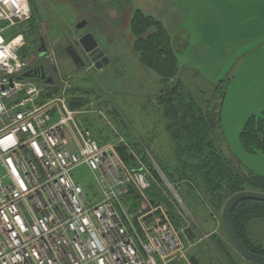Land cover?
<instances>
[{"label": "rangeland", "instance_id": "1", "mask_svg": "<svg viewBox=\"0 0 264 264\" xmlns=\"http://www.w3.org/2000/svg\"><path fill=\"white\" fill-rule=\"evenodd\" d=\"M32 2L36 33L30 34L28 41L25 39L30 50L24 47L19 53L32 58V39L45 37L59 67L55 82L64 79L71 89L88 92L79 95L89 101L84 105L89 110L84 117L85 125L92 123L97 133L103 130L104 135L110 136L108 141L119 142L116 134L119 132L128 143L139 142L150 151L159 169L155 158L170 163L171 171L177 165L174 144L166 131L167 120L156 102L163 88L161 78L140 62L133 48L135 37L130 24L139 10L156 18L169 32L179 59V77L197 102L205 108H221L220 127L213 137L221 153L238 172L264 175V154L247 151L240 140L248 118L264 114V0ZM84 19L87 26L77 30L76 25ZM88 31L93 33L109 62L96 67L81 49L86 64L79 69L60 52L67 43L75 42ZM114 109L120 120L112 116ZM108 121L113 126H108ZM73 175L87 192L96 188L94 174L86 164L76 166ZM164 187L166 197L181 218L182 225L177 228L183 230L191 264V257L202 264H257L233 246L223 227L222 211L213 209L207 196L200 192L192 202L180 193L172 195ZM248 230L255 241L264 245V217L252 219ZM219 239L225 245V253L218 247Z\"/></svg>", "mask_w": 264, "mask_h": 264}, {"label": "built area", "instance_id": "2", "mask_svg": "<svg viewBox=\"0 0 264 264\" xmlns=\"http://www.w3.org/2000/svg\"><path fill=\"white\" fill-rule=\"evenodd\" d=\"M31 16L30 0H0V264H191L183 230L148 194L157 179L141 155L119 132V142L97 140L83 123L88 106L69 103L68 81L23 77L33 58L19 55V27ZM80 164L94 174L92 193L73 175Z\"/></svg>", "mask_w": 264, "mask_h": 264}, {"label": "trees", "instance_id": "3", "mask_svg": "<svg viewBox=\"0 0 264 264\" xmlns=\"http://www.w3.org/2000/svg\"><path fill=\"white\" fill-rule=\"evenodd\" d=\"M31 9V18L19 27L27 41L30 34L36 33L34 31L36 27L32 24V18L35 16L33 2ZM27 22L30 23L29 27L26 26ZM130 29L135 37L133 48L139 54L140 62L156 72L163 84L156 102L167 120L166 131L174 144L177 165L171 171L170 163H161L157 158L155 159L167 179L173 184L179 186L181 184L179 193L184 199L195 202L201 192L207 196L209 205L218 212L222 211L225 202L234 193L243 190L264 192V175L252 171L249 174L238 172L218 149L213 137L220 127L221 108L211 109L209 106L205 108L187 89L179 77V59L172 45L171 36L163 24L156 18L137 10L131 20ZM32 40L35 42V39ZM24 47L30 50L27 42L19 52ZM19 55L27 58L22 53ZM83 93L88 92L79 88L69 89V103L72 108L82 107L89 102L83 95L79 96ZM112 116L120 120V114L115 109ZM87 126L94 128L92 123ZM102 133L103 130L97 133L94 128L95 137L100 143L108 141L110 137ZM240 140L247 151L264 154V114L251 115L248 118L240 133ZM129 144L147 162L156 176L157 181L153 182L148 190L151 200L163 204L175 225L180 228L181 218L175 206L166 197L168 196L164 189L166 185L153 167L146 149H143L139 142L129 141ZM117 149L129 165L135 166L134 157L127 147L118 145ZM140 201L136 191L132 189L126 198L131 212L137 210ZM262 217H264V202L248 198L236 202L231 213L233 226L243 244L250 251L264 256V245L255 241L248 230L252 219ZM190 236L193 237L192 234ZM217 244L225 253L223 241L219 239ZM191 260L192 264H202L194 257H191Z\"/></svg>", "mask_w": 264, "mask_h": 264}, {"label": "water", "instance_id": "4", "mask_svg": "<svg viewBox=\"0 0 264 264\" xmlns=\"http://www.w3.org/2000/svg\"><path fill=\"white\" fill-rule=\"evenodd\" d=\"M88 21L82 20L77 25V30H81L87 26ZM78 43L84 50L86 54H88L89 57L92 58L93 62H95L96 67H102L103 65L107 64L109 62V59L105 56V53L102 51L101 47L99 46V43L92 32L88 31L81 35V37L78 40ZM70 48V47H69ZM72 55V54H71ZM73 59L77 61L76 57L72 55ZM78 59L81 60V57H78ZM35 70L30 69L27 72L23 74V77H34ZM47 83L51 84L54 81L49 79L46 80ZM162 172V170L160 169ZM163 173V172H162ZM255 199L259 201L264 202V192L256 191V190H243L237 193H234L232 196H230L227 201L225 202L222 212H221V218L222 223L225 228V231L233 244V246L247 259L256 262L258 264H264V256L254 253L250 251L241 241L239 238L231 218V213L233 206L236 202L242 199Z\"/></svg>", "mask_w": 264, "mask_h": 264}, {"label": "flooded vegetation", "instance_id": "5", "mask_svg": "<svg viewBox=\"0 0 264 264\" xmlns=\"http://www.w3.org/2000/svg\"><path fill=\"white\" fill-rule=\"evenodd\" d=\"M79 38L76 39V41L73 43L72 42L67 43L65 47L61 49L60 53L62 57L68 58L71 61H73L76 68L82 69L84 68L86 63L83 58L84 53L81 50L82 47L78 43ZM33 49H34L32 55L33 59L30 69L35 70L34 77L36 79H40L43 81L49 79L56 81V77L59 74V67L55 62L54 54L50 52L49 44L44 36H39V38L35 40V42L33 43ZM71 54L76 57L77 61L73 59ZM78 57H81V60L78 59ZM88 58L91 59V61L93 62L91 57L88 56ZM93 64L95 65V62H93Z\"/></svg>", "mask_w": 264, "mask_h": 264}, {"label": "crops", "instance_id": "6", "mask_svg": "<svg viewBox=\"0 0 264 264\" xmlns=\"http://www.w3.org/2000/svg\"><path fill=\"white\" fill-rule=\"evenodd\" d=\"M252 237V236H251ZM253 238V237H252ZM254 239V238H253ZM263 245V244H262Z\"/></svg>", "mask_w": 264, "mask_h": 264}]
</instances>
